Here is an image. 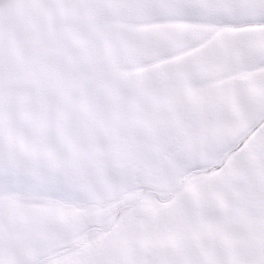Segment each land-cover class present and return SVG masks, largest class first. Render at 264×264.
Masks as SVG:
<instances>
[{
  "label": "snow or ice",
  "instance_id": "1",
  "mask_svg": "<svg viewBox=\"0 0 264 264\" xmlns=\"http://www.w3.org/2000/svg\"><path fill=\"white\" fill-rule=\"evenodd\" d=\"M0 264H264V0H0Z\"/></svg>",
  "mask_w": 264,
  "mask_h": 264
}]
</instances>
